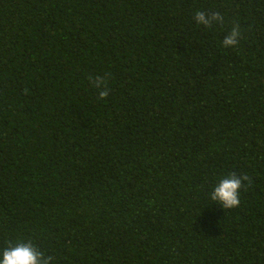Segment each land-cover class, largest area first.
<instances>
[{
  "label": "trees",
  "instance_id": "16d2710c",
  "mask_svg": "<svg viewBox=\"0 0 264 264\" xmlns=\"http://www.w3.org/2000/svg\"><path fill=\"white\" fill-rule=\"evenodd\" d=\"M28 240L52 264H264V0H0V250Z\"/></svg>",
  "mask_w": 264,
  "mask_h": 264
},
{
  "label": "clouds",
  "instance_id": "9594fccd",
  "mask_svg": "<svg viewBox=\"0 0 264 264\" xmlns=\"http://www.w3.org/2000/svg\"><path fill=\"white\" fill-rule=\"evenodd\" d=\"M194 18L197 24L204 27H212L214 23L223 22L219 12L197 11ZM241 35L240 25L234 24L224 36L222 45L225 48L237 46ZM89 81L98 90L100 99L109 95L107 77L90 76ZM245 181H250V178L246 175L238 176L235 172L221 177L214 186L210 199L217 202L223 210L239 207L240 192L245 187ZM52 260V256H45L31 240L17 243L8 241L7 246L0 250V264H52Z\"/></svg>",
  "mask_w": 264,
  "mask_h": 264
}]
</instances>
